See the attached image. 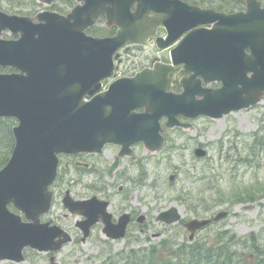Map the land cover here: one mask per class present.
<instances>
[{"label":"water","instance_id":"1","mask_svg":"<svg viewBox=\"0 0 264 264\" xmlns=\"http://www.w3.org/2000/svg\"><path fill=\"white\" fill-rule=\"evenodd\" d=\"M133 1L85 0L83 6H75L66 16L39 12L36 23L33 18L0 10V34L3 29L20 33L16 40L0 38V66L19 71L0 73V116L18 120L13 127L15 145L11 157L0 170V261H24L23 249L27 246L56 252L71 240L58 226H50V221H40L50 208L49 185L56 177L58 154L100 152L106 143L120 144L119 155L133 154L130 146L138 142L154 151L164 142L160 134L162 117H167L166 127L182 125L177 119L179 114L220 118L232 110L255 104L264 93V8L248 1L247 12L224 15L200 11L175 0H136L137 11L132 17L135 23L130 26L128 10ZM166 8L168 13L182 10L175 14V21L213 22L212 29L190 33L192 37L181 46L194 43L206 47L207 54L200 49L194 58L178 56L173 57V62L183 63L191 70L188 63L196 59L192 67L200 68L197 73L206 82L220 79L223 86L197 91L193 87L196 76L193 74L184 81V91L173 94L166 88L180 64H156L154 69L117 79L108 90L85 101L84 97L97 91L99 81L110 73L111 63L106 59L105 49L114 50L125 41L140 40L142 36L144 41L143 26L141 31H132L150 22L146 12L154 11L151 21H159L164 16L157 12ZM100 12H106L109 20L114 17L120 26L112 39L84 36L83 29ZM186 12L188 16L184 15ZM245 48L250 49V54L244 53ZM196 94L203 97L195 99ZM141 108L143 111H136ZM195 152L197 156L205 154L202 148ZM118 163L117 156L109 174ZM63 203L72 213L88 216L78 223L85 237L89 226L99 218L110 238L123 237L130 215L124 213L117 224H112V214L106 211L108 201L96 197L73 200L67 192ZM10 204L24 214L25 221L20 214L9 210ZM224 215L225 212H220L214 219ZM180 217L178 209L171 206L161 211L157 220L171 224ZM208 222L196 218L187 222L190 237Z\"/></svg>","mask_w":264,"mask_h":264},{"label":"rangeland","instance_id":"2","mask_svg":"<svg viewBox=\"0 0 264 264\" xmlns=\"http://www.w3.org/2000/svg\"><path fill=\"white\" fill-rule=\"evenodd\" d=\"M33 1L34 5L32 0H3L0 6L10 13L30 15L45 8L37 0ZM189 122L190 127L166 130V144L158 151L150 152L141 144L135 146V158L124 157L114 179L108 178L105 171L97 178L87 176L79 181L72 168L64 174L59 181L62 195L68 188L77 198L94 194L101 197L86 184L91 181L97 186L98 182L114 180L108 190L112 213L118 216L128 211L134 215V220L139 213H144L146 219L143 224L133 221L123 239L104 241L97 226L91 239L82 243L74 227L76 217L63 209L62 196L57 193L54 209L47 218L51 217L74 237L56 254L58 264H108L109 254L122 247L146 249L164 239L188 241L187 231L180 222L165 225L156 221L157 213L169 206H176L183 219L202 218L227 210L229 215L200 231L199 239L211 244L220 231L230 230L234 235V257L250 251L264 258V151L254 147L251 139L253 132L264 125V100L255 107L221 118L199 116ZM5 146L6 140L1 141L0 153H6ZM196 148L205 149L206 156H197ZM116 151L117 147H108L101 156L102 162L106 161V165L111 162ZM171 174L175 175L173 182L169 180ZM166 253L159 254L166 256ZM29 256L21 264H49L43 253H29ZM0 264L15 263L2 261Z\"/></svg>","mask_w":264,"mask_h":264},{"label":"flooded vegetation","instance_id":"3","mask_svg":"<svg viewBox=\"0 0 264 264\" xmlns=\"http://www.w3.org/2000/svg\"><path fill=\"white\" fill-rule=\"evenodd\" d=\"M180 2L186 3L189 6H198L204 9H212L218 12L224 13H233L238 11H246L247 1L246 0H179ZM258 1L260 7H264V0H253ZM77 4L76 0H52L50 4V11L54 12L61 16H66L68 12ZM136 10V2L130 4V13H133ZM170 10V9H169ZM175 11V10H174ZM154 11L149 10L147 12V21H150L146 24H141L137 29H134L132 32L141 31L142 26L145 28L144 33L148 34V37L145 42H128L122 45L120 48L114 51L113 53V69L111 75L102 80V89L106 88L107 85L113 80L120 77H130L134 76L138 71L143 68H149L153 66V63H169L171 60L170 50L173 46L178 44L183 37L188 33L185 31L179 33V28L175 26L176 22L173 21L174 15L177 12L182 13V10H177L176 12H166L168 16H164L163 20L151 21V17ZM162 14H165L164 12ZM188 16L189 13L184 14ZM168 18V20H167ZM169 22L171 28L168 29ZM135 22L132 23V26ZM187 22H183L186 24ZM208 25L207 27H210ZM152 30H149L151 29ZM196 28V27H194ZM84 32L88 36L97 37V38H109L113 37L118 32V27L112 21L107 20L106 14L102 13L88 27L84 29ZM152 34V35H150ZM168 40L172 42L169 47L160 48L159 42ZM173 40V41H172ZM248 51V50H247ZM117 54V56H116ZM189 76V73L179 70L175 76L172 83L169 85L167 90L173 93H179L182 90L181 79L183 77ZM204 85V84H203ZM205 86V85H204ZM208 87L212 89H217L221 86L219 81H211L207 84ZM180 120H184L183 116H179ZM166 119H162L161 123L164 124ZM103 154V153H101ZM101 154L95 153H80L78 155H61L60 157V166L58 170V178L54 185V192L58 193L59 188L61 187L59 181L63 178L64 174L71 168L83 171H98V166L95 164V160L98 159L102 161ZM131 213V212H130ZM209 215L208 217H212ZM133 219V214L131 213V222ZM130 222V224H131ZM218 221H212L207 228L215 224ZM97 226V225H96ZM95 226V227H96ZM203 230V229H202ZM200 230V231H202ZM198 231L196 234L199 235ZM230 230H225V232ZM92 233H90L91 239ZM196 235V236H197ZM227 237V244H229L230 232L225 235ZM49 260L50 257L49 256Z\"/></svg>","mask_w":264,"mask_h":264},{"label":"trees","instance_id":"4","mask_svg":"<svg viewBox=\"0 0 264 264\" xmlns=\"http://www.w3.org/2000/svg\"><path fill=\"white\" fill-rule=\"evenodd\" d=\"M12 120L0 119V142L6 140V153H0V168L5 164L10 154L11 148L13 146V136H12ZM252 144L254 147H258L261 151H264V131L260 130L251 135ZM1 150V149H0ZM251 198L249 201H252ZM255 199V198H254ZM223 240V237L219 238ZM222 243V241H221ZM215 245V242L213 243ZM217 244V243H216ZM168 247L166 243H162L159 246H151L148 249H142L137 251L131 249L129 252L120 251L114 253L108 258V264H192L194 261V256H186L180 251L179 248L172 249L171 254L166 256L160 255V250ZM223 247L220 248V253L222 255L219 257L215 254L213 247L208 245L199 246L197 250L198 261L193 264H206L212 262L213 255L216 256L218 262L214 264H238L237 258L229 256L227 260L224 259L226 252L221 251ZM117 258V260H115ZM264 264V261L258 263Z\"/></svg>","mask_w":264,"mask_h":264}]
</instances>
